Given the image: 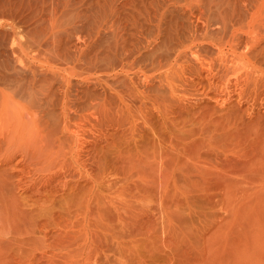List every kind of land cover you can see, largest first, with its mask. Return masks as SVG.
I'll use <instances>...</instances> for the list:
<instances>
[{
	"label": "rangeland",
	"instance_id": "1",
	"mask_svg": "<svg viewBox=\"0 0 264 264\" xmlns=\"http://www.w3.org/2000/svg\"><path fill=\"white\" fill-rule=\"evenodd\" d=\"M0 264H264V0H0Z\"/></svg>",
	"mask_w": 264,
	"mask_h": 264
}]
</instances>
